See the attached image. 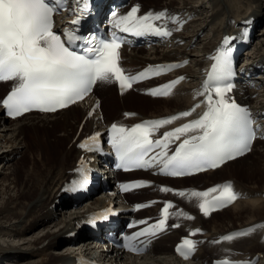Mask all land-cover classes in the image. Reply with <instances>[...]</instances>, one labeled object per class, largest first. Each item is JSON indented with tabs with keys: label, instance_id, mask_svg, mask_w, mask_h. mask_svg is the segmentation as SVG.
Masks as SVG:
<instances>
[{
	"label": "snow or ice",
	"instance_id": "obj_1",
	"mask_svg": "<svg viewBox=\"0 0 264 264\" xmlns=\"http://www.w3.org/2000/svg\"><path fill=\"white\" fill-rule=\"evenodd\" d=\"M66 0H0V81H15L16 86L3 104L8 114L21 116L33 109L43 112H55L84 99L98 82H108L114 78L121 91L131 89L133 84L147 78L145 73L126 74L121 66L119 49L123 41L118 37L111 40H96L95 37H81L75 30L61 34L53 31V16L63 10ZM81 4L85 0H79ZM85 9H81V15ZM139 9L133 8L126 16L116 20L115 27L123 32L135 35L155 34L170 35V31L154 25L153 21L165 18V13L138 16ZM78 24L79 19L72 21ZM81 40L85 47L75 50V42ZM93 41H96L93 43ZM216 63L204 84L206 111L198 119L161 134L162 138L152 139L154 133L173 121L188 117L195 107L166 119L145 121L132 128L112 125L111 143L121 167L132 165L137 168L159 166L166 175L185 176L207 169H215L223 163L244 155L251 150L255 137L250 112L227 96L232 90L230 83H225L233 74L229 54L221 50L213 57ZM179 65L158 66L153 72L159 75ZM184 77L150 91L153 96H168ZM98 107V105H97ZM199 107V105H196ZM131 115V114H126ZM184 137L183 139H181ZM95 138H93L94 140ZM180 141L175 149L171 145ZM81 147L92 150L85 143ZM160 149V151H156ZM172 154L169 155V151ZM150 153H154L151 154ZM86 176L79 182L83 184ZM135 187L144 186L142 183ZM128 190V186H124ZM163 191H170L164 188ZM219 195L206 199L210 193ZM185 196L184 192H179ZM192 197L205 198L199 204L204 215L211 209L224 207L237 198L231 185L214 187L208 191H193ZM171 202L163 208V218L147 230L127 237L124 247L133 253L146 251L133 243L139 236L156 235L163 230L169 218ZM191 219L192 217H188ZM178 227L179 225H173ZM250 227L244 232L226 235L225 241L244 236L254 231ZM199 231V230H197ZM196 233L194 232L193 235ZM144 242H141L143 244ZM196 243L184 239L177 252L185 257L194 252ZM221 264H232L221 261ZM251 264V261L247 262ZM258 264V262H257Z\"/></svg>",
	"mask_w": 264,
	"mask_h": 264
},
{
	"label": "bare ground",
	"instance_id": "obj_2",
	"mask_svg": "<svg viewBox=\"0 0 264 264\" xmlns=\"http://www.w3.org/2000/svg\"><path fill=\"white\" fill-rule=\"evenodd\" d=\"M143 1L149 4L181 5V7L188 8V10L193 8L199 10L203 7L205 9L207 8L206 0ZM247 1L249 2L248 7H252L255 16L264 13V0ZM212 14L204 16V18L199 20L195 26L196 31L194 34L191 33L189 35L191 41L195 38L194 42L196 44L194 48L178 46L171 49L146 50L143 47H135L130 50L132 51L130 56L133 58V62L141 63L160 61L163 58L177 59L180 56H190L193 58L192 64L179 71L188 72L195 79L200 73L199 68L204 64V54L214 46L215 38L218 36V33L215 32V25H212L210 35L201 36L207 26L209 27L210 24H213L211 18V22L209 21L207 23L209 16L211 17ZM259 32L252 52V59L255 60L258 57H264V27ZM200 53H203V55L200 56ZM191 85L190 82L179 85L175 95L179 96L181 94V96L176 99L146 97L138 92H135L136 95H132L134 93L133 90V92L126 91L123 95H119L116 91L114 95V91L109 88H103V110L108 119L117 116L116 111L118 109L119 112L121 109H128L126 107L127 105L136 108L130 107L128 110H136L139 114L145 116L164 115L165 113L177 109L180 110V108L190 105L191 95L188 93L189 88L187 89V87ZM2 87L0 86V94L5 89V87ZM255 100V102H263L264 104V92L262 94L260 93V96L256 97ZM109 101L113 103L111 104ZM93 102V98H88L84 102L73 104L69 108L54 112L53 114L30 113L16 120L4 118L0 112V237L10 235L26 237L31 233L26 237L28 239V249L18 248L19 246L5 247L0 245V262L2 259L14 260L15 258L16 260L14 261L22 264L24 262H27L26 264H48L60 257H67L64 255H57L56 257L54 251L52 253L50 251L53 248L56 249L55 247L58 242L63 241L64 234L75 226V217L82 214V212L98 207L99 204L112 203V196L100 195L87 199L84 205H76L68 209H63L60 217L57 219L59 222L50 224V226L41 227L43 232L47 231L46 234L34 238V235L40 232H34L38 230L36 226L44 223L42 213L49 215L51 212L49 209L45 210V208L53 201L55 192L59 188L58 185L65 178V170L70 168L82 156L80 154L81 152L75 147L76 142L80 138L97 131L101 126L97 118L98 112L96 114L90 112V104ZM111 105L115 106L116 111H112ZM263 144L264 140L259 141L252 152L242 158L227 163L220 169L198 174L196 177H184L174 181L178 186L185 185L184 183L188 181H192L188 185H197L199 182L204 181L207 183L205 186H207L215 181L225 180L230 177L240 178L239 175H242L245 179L241 178L243 182H247L251 187L258 190H262L264 189V153L261 155L259 162H251L249 159L252 155H256L257 149L264 148ZM18 153L22 155V161H16V158L8 159L9 156ZM29 153L31 154V158L27 163L29 166L24 168L25 170L21 177L20 172L23 168L20 162H22V166L24 167V160ZM218 217H221V219H217ZM263 217L264 200L252 199L239 201L231 206V208L216 212L207 224V227L213 231H223ZM52 228L56 230L57 228L61 229L50 232ZM72 239L68 240L67 243H71L73 241ZM77 240L78 242H76ZM77 240L74 241V243L76 242L75 247L72 248L82 249L80 247L83 239ZM85 248L88 249L87 247ZM41 254H43L41 257L42 260H35ZM107 254L110 255L108 259L109 264H173L174 261L180 264H202L196 261L182 262L172 256L165 257L150 255L148 253L129 254L123 251L110 250ZM170 258L173 262L169 261Z\"/></svg>",
	"mask_w": 264,
	"mask_h": 264
},
{
	"label": "rangeland",
	"instance_id": "obj_3",
	"mask_svg": "<svg viewBox=\"0 0 264 264\" xmlns=\"http://www.w3.org/2000/svg\"><path fill=\"white\" fill-rule=\"evenodd\" d=\"M262 27H264V26H262ZM260 32H258V34H259ZM133 92V91H132ZM114 95H115V92H114ZM113 95V97H115ZM132 95H136V93L134 92V93H132ZM128 109L130 108V107H133V106H126ZM133 108H135V107H133ZM113 109V108H112ZM136 109V108H135ZM116 115H120V112L117 110L116 111ZM264 145V144H263ZM64 148V147H63ZM62 148V149H63ZM264 153V148L263 149H261V150H258V151H256V155H252L251 157H250V161L252 162V161H257V162H259L260 161V157H261V155ZM31 154L29 153V155H27V157L25 158V160H24V167L22 166L23 164H22V162H20V165H21V167L23 168L22 169V171L20 172L21 173V177L23 176V172H24V168H26V167H28L29 165L27 164L28 162H29V159L31 158V156H30ZM21 157H22V155H21ZM28 159V160H27ZM22 161V158H20V159H16V161ZM27 161V162H26ZM26 162V163H25ZM244 164H247V163H244ZM240 176V179L241 178H243L244 176H242V175H239ZM244 179V178H243ZM242 180V179H241ZM245 180V179H244ZM195 181H201V180H195ZM194 182V181H193ZM189 183H192V181H188V182H186V183H184L185 185H188ZM175 184H177V183H175ZM223 216V215H222ZM217 219H221V217H218ZM57 222H59V221H56V223ZM209 223V222H208ZM207 223V224H208ZM61 228H57V230L59 231ZM55 228H52V230L50 231V232H54V231H57ZM37 231H40V232H38L36 235H34L35 237L34 238H36V236H42V235H44V234H46V232H43L42 231V228H39L38 230H36V231H34V232H37ZM33 233V232H32ZM31 233H29L27 236H29ZM23 235H25V234H23ZM26 236V237H27ZM5 237V238H4ZM26 237H22V236H17V237H15V236H12V235H10V236H2V238L0 237V245L1 246H5V247H8V246H12V247H18V248H22V249H28V245H27V243H28V239H26ZM68 240H71V239H63V242H60V243H58L57 244V246L55 247L56 249H54L53 248V250L51 249V253H52V251H54V253H55V255H56V257H57V255H60V256H62V255H64V256H68V255H70V253H72L73 254V252H74V250H72L73 248L72 247H75V243H74V245L72 246V244H68L67 243V241ZM27 241V242H26ZM76 242H78V240L76 241ZM25 243H26V245H25ZM72 246V247H71ZM67 248V249H66ZM56 250V251H55ZM143 255H145V254H143ZM143 255H140V256H143ZM51 256H54V255H51ZM136 256V255H135ZM141 259H143V258H141ZM35 260H42V258L41 259H39V258H36ZM169 261H171V262H173V260L170 258L169 259ZM27 262H24V264H26ZM174 263H176V264H180V263H178V262H176V261H174ZM173 263V264H174ZM18 264H22V263H18ZM192 264V263H191Z\"/></svg>",
	"mask_w": 264,
	"mask_h": 264
}]
</instances>
